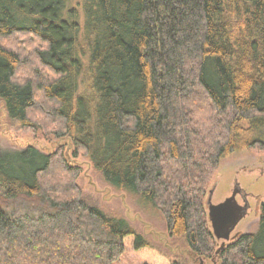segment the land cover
Returning a JSON list of instances; mask_svg holds the SVG:
<instances>
[{"label":"trees","instance_id":"1","mask_svg":"<svg viewBox=\"0 0 264 264\" xmlns=\"http://www.w3.org/2000/svg\"><path fill=\"white\" fill-rule=\"evenodd\" d=\"M71 1L0 0L9 118L32 126L45 99L104 180L160 211L201 264H264V203L258 229L222 246L204 199L223 158L264 149V0ZM16 33L40 43L35 78L18 75ZM53 161L0 149V264H114L127 235L148 244L75 180L50 183Z\"/></svg>","mask_w":264,"mask_h":264},{"label":"rangeland","instance_id":"2","mask_svg":"<svg viewBox=\"0 0 264 264\" xmlns=\"http://www.w3.org/2000/svg\"><path fill=\"white\" fill-rule=\"evenodd\" d=\"M78 1L72 0L71 3ZM11 40L13 49L26 62L18 75L26 79L35 78L37 74L33 69L40 64L32 50L41 47L40 43L25 33H16ZM48 104L51 105L36 97L30 112L33 125L26 126L9 118L0 99V149H22L34 145L53 153L54 161L46 177L50 183L66 182L69 178L75 180L82 192L94 199L107 215L126 219L143 234L148 244L141 247H136L134 234L125 237V250L114 264H173L176 258L187 261V264H201L188 246L170 235L160 211L147 205L139 196L117 190L104 180L83 151L77 149L67 135L60 133V126L51 117ZM209 186L213 193L210 195L209 189L204 198L207 212L210 203L223 202L235 193L243 217L232 232V238L241 232L256 231L264 203V149L257 146L223 158ZM204 263L213 264L211 259H205Z\"/></svg>","mask_w":264,"mask_h":264},{"label":"water","instance_id":"3","mask_svg":"<svg viewBox=\"0 0 264 264\" xmlns=\"http://www.w3.org/2000/svg\"><path fill=\"white\" fill-rule=\"evenodd\" d=\"M241 210L235 200V193L223 202L209 204L210 224L216 237L223 241L222 246L231 239L232 232L243 217Z\"/></svg>","mask_w":264,"mask_h":264},{"label":"flooded vegetation","instance_id":"4","mask_svg":"<svg viewBox=\"0 0 264 264\" xmlns=\"http://www.w3.org/2000/svg\"><path fill=\"white\" fill-rule=\"evenodd\" d=\"M211 190H212V193H213V189H212V188L210 189V191H211ZM209 194H210V192H209ZM233 194H234V193H233ZM233 194H232V195H233ZM232 195H231V196H232ZM237 224H238V223H237ZM213 232H214V231H213ZM215 236H216V235H215ZM231 239H232V234H231ZM231 239H230V240H231ZM219 240H220V239H219ZM221 241H222V240H221ZM222 242H223V241H222Z\"/></svg>","mask_w":264,"mask_h":264},{"label":"bare ground","instance_id":"5","mask_svg":"<svg viewBox=\"0 0 264 264\" xmlns=\"http://www.w3.org/2000/svg\"><path fill=\"white\" fill-rule=\"evenodd\" d=\"M211 192H212V190L210 191V195L212 194Z\"/></svg>","mask_w":264,"mask_h":264}]
</instances>
